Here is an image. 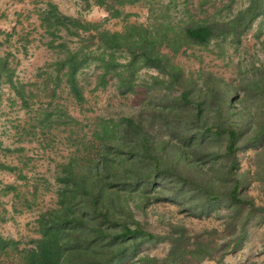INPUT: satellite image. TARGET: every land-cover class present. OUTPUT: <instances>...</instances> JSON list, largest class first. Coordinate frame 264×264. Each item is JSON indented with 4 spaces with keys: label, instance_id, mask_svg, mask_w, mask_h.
Instances as JSON below:
<instances>
[{
    "label": "trees",
    "instance_id": "16d2710c",
    "mask_svg": "<svg viewBox=\"0 0 264 264\" xmlns=\"http://www.w3.org/2000/svg\"><path fill=\"white\" fill-rule=\"evenodd\" d=\"M141 1L148 3L151 22L114 32L103 21L66 15L53 2L37 11L50 38L48 48L63 54L37 75L41 82L35 86L43 96L53 100L64 86L82 104L78 76L90 67L97 70L98 88L112 84L120 96L138 93L139 86L147 91L137 115L98 118L90 144L83 147L86 154L60 165L56 204L34 221L37 237L29 247L19 249V241L0 233V252L14 251L19 264H201L216 252L224 256L239 249L248 226L264 222V204L249 196L250 173L239 159L240 152L256 150V165L264 166V69L256 68L236 89L209 71L186 74L173 61L183 50L213 41L238 45L264 14V0H246L237 9L235 0L220 7L215 0H197L201 13L209 4L214 10L199 20L190 12V0L179 17L174 15L177 0L159 9L157 0L94 4L106 19L120 16L121 6ZM144 70L154 73L140 84ZM4 87L9 106L19 101L29 108L37 96L17 78L8 54H0V105ZM49 105L52 110L38 109L42 130L67 123L59 106ZM0 168L13 171L1 163ZM3 188L0 194L8 190ZM159 201L200 220L220 221L224 239L218 244L205 237L216 229L195 234L174 224L164 234L147 229L136 215ZM157 241L168 244L162 258L140 255L144 245Z\"/></svg>",
    "mask_w": 264,
    "mask_h": 264
},
{
    "label": "rangeland",
    "instance_id": "374dc122",
    "mask_svg": "<svg viewBox=\"0 0 264 264\" xmlns=\"http://www.w3.org/2000/svg\"><path fill=\"white\" fill-rule=\"evenodd\" d=\"M20 8L17 19L19 22L26 23L24 33L26 36L18 38L12 36L11 27H0V54H8L9 60L16 69L17 78L27 84L28 90H32L37 96L30 100L29 108H22L17 101L12 106L8 104L9 90L3 88V101L0 105V139L3 145L9 146V150L0 152V163L13 169L0 168V191L5 184L12 183L13 177L18 175L14 170L16 162L29 164V172L32 173L27 178L33 186L36 180L42 185L41 201L45 205L56 204L55 178L60 170V165L66 163L69 158L78 159V154H86L83 149L91 142V133L96 120L100 117L118 118L121 116H135L138 114L146 101V88L139 86L138 93L120 96L116 93L112 84L105 88H98L96 85L97 70L90 67L79 74L78 80L82 87L85 101L79 104L62 86L56 92V97L50 100L43 96L37 86L41 82V77L37 75L42 71L46 63H51L58 56L63 54L57 49H50L47 46L49 37L39 27L38 14L39 8L44 7L46 2L55 3L60 11L66 15L81 17L86 21H103V27L109 31H122L126 24L147 25L151 22V14L146 1L135 4H125L120 7L122 14L118 17L105 19V14L95 4L94 0H13ZM185 0H177V17L180 16ZM227 0H215L218 7L226 3ZM168 0H157L154 3L159 9ZM190 12L195 15V19H203L213 13L211 4L205 5L206 11L201 13L196 8L197 0H190ZM246 0H235L233 9L242 7ZM5 11V9H4ZM1 19V18H0ZM2 22H8L7 16H3ZM20 29V28H19ZM21 30V29H20ZM163 52L166 49H162ZM173 61L183 68L184 72L196 73L198 70L212 72L222 78L231 86L241 87V79L250 76L256 68L264 69V14L260 16L252 28L242 36L238 45L231 44L228 39L224 42L215 43L214 41L207 47H191L178 53ZM154 72L144 70L139 74L138 82L148 81L149 75ZM242 94V91H239ZM58 105L65 113L67 123L53 125L50 129L42 130L39 108L52 110V106H45L46 103ZM16 138V139H14ZM22 139L23 149L20 155L13 146V142ZM12 145V146H11ZM256 150H248L239 153L241 169L249 170L251 186L249 196L258 205L264 204V166L258 167L254 159ZM264 164V161H263ZM15 171V172H14ZM259 173V174H258ZM15 175V176H14ZM41 175V176H40ZM21 176V175H20ZM40 180V182H39ZM7 196L0 194V203H5ZM0 204V233L7 238L19 241V249L29 247L31 240L36 238L34 224H25L18 221L19 225L14 226L3 222L6 213L5 208ZM6 211V209H5ZM10 211H7V213ZM136 218L144 226L154 233L164 234L169 225H181L186 227L191 234L204 233L206 230L216 229V232L206 234L205 237L213 238L218 244L224 239L225 232L222 230L220 221L213 219L200 220L183 212L180 206L167 202L159 201L150 204L143 212H139ZM24 225H23V224ZM168 249L165 241H157L146 244L142 248L140 255H149L162 258ZM0 264H19V257L14 251L7 253L0 252ZM126 264H134L127 262ZM201 264H264V222L251 224L242 242V246L237 250H228L214 253L213 258L204 260Z\"/></svg>",
    "mask_w": 264,
    "mask_h": 264
},
{
    "label": "crops",
    "instance_id": "0c3cea01",
    "mask_svg": "<svg viewBox=\"0 0 264 264\" xmlns=\"http://www.w3.org/2000/svg\"><path fill=\"white\" fill-rule=\"evenodd\" d=\"M5 9V11H4ZM20 8L14 2L13 0H0V18L2 19L3 16H7V21L8 22H2L3 20L0 19V27H5L9 28L11 27L12 31L10 34L12 36H18V38L26 36L24 33L26 32L27 29H24L26 26V23L24 22H19L17 19V16L19 15ZM39 21V20H38ZM40 27V22L39 25ZM21 30H20V29ZM16 139V138H14ZM22 139H19V141L13 142V146L16 147V151L22 155V153L25 152L26 149H23V143ZM3 144V142H2ZM11 145V146H12ZM9 146L3 145V150L0 152H5L6 150H9ZM17 165L14 167V170L18 171V175L13 177V182L5 184L7 186L8 190L5 192V195L7 196V200L5 203H0L1 206H3L4 211L3 214L6 213V216L4 217L5 223L15 225H19L18 221H22L25 224H34V221L37 219V217L44 211L52 208L55 206L54 205H46L43 207L44 202L41 201L42 197V185L38 183L36 180L32 185L33 186H28L26 185L28 177L32 175L31 172L28 170L30 167L28 166L29 164H25L24 162L21 164H18V162L15 163ZM15 172V171H14ZM21 175V176H20ZM41 176V175H40ZM40 182V180H39ZM32 183V182H29ZM4 195V194H3ZM7 211H10V213ZM1 217V214H0ZM2 218V217H1ZM22 223V224H23ZM24 225V224H23ZM37 237V235H36Z\"/></svg>",
    "mask_w": 264,
    "mask_h": 264
}]
</instances>
